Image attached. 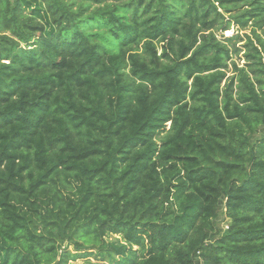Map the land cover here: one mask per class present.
<instances>
[{"label":"trees","instance_id":"16d2710c","mask_svg":"<svg viewBox=\"0 0 264 264\" xmlns=\"http://www.w3.org/2000/svg\"><path fill=\"white\" fill-rule=\"evenodd\" d=\"M239 3L0 0V264H264V39L226 78L214 34Z\"/></svg>","mask_w":264,"mask_h":264},{"label":"rangeland","instance_id":"374dc122","mask_svg":"<svg viewBox=\"0 0 264 264\" xmlns=\"http://www.w3.org/2000/svg\"><path fill=\"white\" fill-rule=\"evenodd\" d=\"M248 4L246 3H239V9L238 10H232L231 12L225 13L224 10L218 9L221 13H223L225 20L229 21V26L226 30L221 31L217 30L214 31V34L218 40L225 41L226 39H230L229 42H227L228 46L231 48L232 54L231 59L227 62V68L225 69L226 78H230L234 75V63L237 67H243L246 63V57L244 56L246 53L245 44L248 42L249 39L254 40V34L253 31L255 30V34L260 35L264 39V27L259 30L255 28L252 24V20L248 21L245 26L239 25L237 21H235L234 16H240L246 9H250L249 7V0H247ZM262 3L264 5V0H259V3ZM254 43H256L254 41ZM237 48L236 52L233 51V47ZM159 47V46H158ZM160 52V47L158 48V53ZM264 135V128H261L258 135L255 137V139H259ZM227 223L224 222V217L222 213H219V217L217 221L215 222V226L217 229L221 230L224 229V226ZM84 260H77L76 262L70 261L69 264H84ZM91 262L93 260L91 259Z\"/></svg>","mask_w":264,"mask_h":264},{"label":"built area","instance_id":"2783aa9c","mask_svg":"<svg viewBox=\"0 0 264 264\" xmlns=\"http://www.w3.org/2000/svg\"><path fill=\"white\" fill-rule=\"evenodd\" d=\"M223 217H224V215H223ZM224 222H225V223L227 222L225 218H224ZM227 228H228V225H225V226H224V229L226 230Z\"/></svg>","mask_w":264,"mask_h":264},{"label":"clouds","instance_id":"9594fccd","mask_svg":"<svg viewBox=\"0 0 264 264\" xmlns=\"http://www.w3.org/2000/svg\"><path fill=\"white\" fill-rule=\"evenodd\" d=\"M227 223V222H226ZM227 225V224H226Z\"/></svg>","mask_w":264,"mask_h":264}]
</instances>
